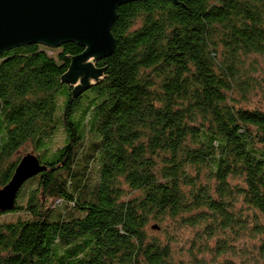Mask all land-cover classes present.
I'll return each instance as SVG.
<instances>
[{
    "label": "trees",
    "instance_id": "16d2710c",
    "mask_svg": "<svg viewBox=\"0 0 264 264\" xmlns=\"http://www.w3.org/2000/svg\"><path fill=\"white\" fill-rule=\"evenodd\" d=\"M111 33L79 94L78 43L0 54V190L22 147L46 166L0 211L25 213L0 223V264H187L148 234L167 220L196 229L194 264H264V110L244 105L264 0L131 2Z\"/></svg>",
    "mask_w": 264,
    "mask_h": 264
},
{
    "label": "water",
    "instance_id": "95a60500",
    "mask_svg": "<svg viewBox=\"0 0 264 264\" xmlns=\"http://www.w3.org/2000/svg\"><path fill=\"white\" fill-rule=\"evenodd\" d=\"M137 1L142 0H0V54L24 45L53 48L78 43L85 51L73 59L68 78L74 83L80 79L75 91L79 94L82 85L87 88L92 78L101 75L94 62L113 53L111 30L118 8ZM45 170L36 155L22 157L12 179L0 190V211L14 210L22 186Z\"/></svg>",
    "mask_w": 264,
    "mask_h": 264
},
{
    "label": "rangeland",
    "instance_id": "374dc122",
    "mask_svg": "<svg viewBox=\"0 0 264 264\" xmlns=\"http://www.w3.org/2000/svg\"><path fill=\"white\" fill-rule=\"evenodd\" d=\"M57 51V49H56ZM91 61V60H89ZM253 63L254 67L256 68V71L254 73V82H250L251 84V90L248 93V102L244 103V105L253 108V107H258L260 109L264 110V57L259 56V55H254V56H249L247 58V66ZM63 111V101L62 99H58V107H57V116H60V114ZM63 141V134L59 133L56 138L54 139V142H57V144H61ZM35 154L34 149L32 148L31 145L24 146L20 149V151L17 153L18 156H25L26 154ZM43 162L46 161V159H42ZM238 182V181H237ZM32 181L28 182L25 184L24 189L31 187ZM27 198L24 195H21L18 198V204L19 205H25ZM25 213L24 212H9L7 214L1 215L0 216V223H7V222H16L20 218H24ZM153 223H150V225L147 228L149 236L153 237H161L164 238L167 234L165 232V229L167 230L168 233L174 234V238L177 242V245L175 246V249L177 251L178 257L184 258L187 260V264H194L192 263L191 260H189L186 246L187 240L191 238L195 234L194 228L191 227H175L173 226V221L172 220H167L163 226L162 230H154ZM245 239H241L239 241V245L243 244ZM214 244V241H213ZM210 255H206L205 259L210 260ZM209 264V263H207Z\"/></svg>",
    "mask_w": 264,
    "mask_h": 264
}]
</instances>
